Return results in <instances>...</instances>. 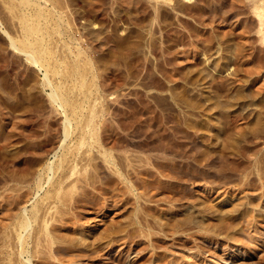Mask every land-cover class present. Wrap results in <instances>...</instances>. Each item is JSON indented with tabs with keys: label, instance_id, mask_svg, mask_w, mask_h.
<instances>
[{
	"label": "rangeland",
	"instance_id": "obj_1",
	"mask_svg": "<svg viewBox=\"0 0 264 264\" xmlns=\"http://www.w3.org/2000/svg\"><path fill=\"white\" fill-rule=\"evenodd\" d=\"M252 1L0 0V264H264V41ZM23 17L40 26L41 68L16 49ZM45 68L69 105L51 102ZM64 116L81 125L60 147ZM88 122L99 128L84 145L93 151L80 149L95 159L93 182L77 181L69 204L42 201L46 168ZM35 202L47 210L22 232L21 256L17 220ZM40 219L50 247L35 246Z\"/></svg>",
	"mask_w": 264,
	"mask_h": 264
},
{
	"label": "bare ground",
	"instance_id": "obj_2",
	"mask_svg": "<svg viewBox=\"0 0 264 264\" xmlns=\"http://www.w3.org/2000/svg\"><path fill=\"white\" fill-rule=\"evenodd\" d=\"M251 1V0H250ZM19 2L21 3L22 2V0H19ZM23 2H25L26 3V5H28L29 3H31L30 2V0H23ZM28 3V4H27ZM32 3H34V2H32ZM31 3V4H32ZM252 3H253V8H252V10H253V15H255L256 16V18L255 19H257L256 21L258 22L257 24L259 25V29H258V34H260V37H259V35H258V37H259V39H260V42H261V40L262 41H264V0H253L252 1ZM35 4V3H34ZM37 4V3H36ZM39 4V3H38ZM250 4V3H249ZM24 5V4H23ZM37 6V5H36ZM251 6V5H250ZM37 12V11H36ZM41 13H42V11H41ZM35 14V13H34ZM42 15V14H41ZM38 16H40V12H38L37 13V18H38ZM41 17V16H40ZM24 18V17H23ZM35 18V17H34ZM36 19V18H35ZM21 21H22V19H21ZM32 21V22H31ZM31 21H28L27 20V18L25 19H23V30H24V35H23V40H21V42H20V45H19V47L18 48H16V49H18V51L20 50V52H23L25 55L24 56H26L25 58H27L26 60L28 61H30L29 63H31V64H34V65H36V66H38V67H43V65H42V61L44 60V58H43V54L45 53V51H46V49L44 48V44H43V39L42 38H40V39H38L37 38V35H38V33L39 32H41V29H40V26H38L36 23H34V21L33 20H31ZM36 22V21H35ZM256 33H257V31H256ZM11 43V46L15 49V45H14V42L13 41H11L10 42ZM263 44V43H262ZM18 46V45H17ZM82 84H84V83H82ZM43 85L44 86H48L49 88L50 87H52L51 88V93L48 95L49 96V98H50V100H51V102H53V103H56V104H58V106H60V107H62L63 106V104H66L67 103V99H66V97H65V95L62 93V92H60V91H58L57 90V88L59 87H57V88H55V87H53L54 85L52 84V82L50 81V79L48 78V74H47V70H46V68H45V72H44V78H43ZM63 88V87H62ZM66 94V93H65ZM68 95V94H67ZM70 97V96H69ZM68 102L69 103H71L69 100H68ZM72 104H73V102H72ZM67 105H69L68 103H67ZM66 106V105H65ZM70 106H72V105H70ZM64 107V106H63ZM74 108H75V106H74ZM72 110H70V112H71ZM92 111V110H91ZM64 112V111H63ZM66 113V112H65ZM64 113V114H65ZM95 114H97V113H95ZM97 116V115H96ZM91 117V116H90ZM64 118H65V120H64V125H63V138H64V140L61 142L62 144H61V146L60 147H62V145L64 144L63 142L65 141V140H71L72 138H73V136H72V131H74V129H75V127H76V125L78 124V122H76L77 124H75V123H73V124H75V125H73L72 124V122H74L73 120L71 121V119L68 117V116H64ZM73 119V118H72ZM94 120H96V119H94ZM93 120V121H94ZM102 120V119H101ZM80 121V120H79ZM83 121V120H82ZM81 121V123H83ZM85 121V120H84ZM99 122H101V121H99ZM85 124V123H84ZM95 124V123H94ZM93 123H86L85 125H82L81 127H80V130L79 129H77L78 131H80L79 132V137L77 138L76 137V139L78 140L77 141V143L75 144V145H73V146H71L70 145V147L68 148L69 150H65V153H61L62 155H61V157H60V159H59V162H58V164H57V166H56V168H53V166H50V164H49V166L46 168V170H48L50 173H51V176L49 175L48 176V183H49V185H51V189H52V194H50V196H48V193H46V195L43 197V198H41V200L42 201H45V200H53L52 202H54V203H59V204H64L65 202H68V201H65V200H69V199H67L68 197L69 198H72V196H73V193H74V189L77 187V185L78 184H76L75 185V183L77 182V181H80L81 183H86V181L88 180V178H89V175L86 173V170H87V167H89L90 166V162H91V160H94L95 161V159L93 158V159H91L92 157H86L87 155H89V153H91L90 152V150H92L93 151V147L92 146H90V144L87 146L86 145V147H85V149H84V145H85V143H86V140H87V134H88V136H89V139L91 138V140H93V141H97L98 142V135H97V130L99 129V128H97L95 125H94ZM96 124H98V123H96ZM102 124H104L103 122H102ZM81 125V124H80ZM80 125H77V126H80ZM100 125H101V123H100ZM113 125V124H112ZM127 125V124H126ZM75 126V127H74ZM102 126V125H101ZM105 126V125H104ZM108 126V125H107ZM128 127V126H127ZM127 127H126V129H127ZM47 128H49V127H47ZM101 128V127H100ZM111 129H113L112 127H110ZM131 128V127H130ZM97 129V130H96ZM102 129V128H101ZM107 129V128H106ZM121 129H122V127H121ZM50 130V129H49ZM76 130V129H75ZM110 130V129H109ZM128 130V129H127ZM44 131V130H43ZM48 131V130H47ZM112 131V130H111ZM130 131V130H129ZM128 131V132H129ZM36 132V131H35ZM35 132H33L34 134L33 135H36L35 134ZM108 132V131H107ZM107 132H106V134H107ZM49 133V132H48ZM51 133V132H50ZM104 133H105V131H104ZM124 133V132H123ZM78 134V133H77ZM99 134H100V132H99ZM101 135V134H100ZM105 135V134H104ZM107 135H109V134H107ZM106 135V136H107ZM36 137H39V136H37L36 135ZM41 137V136H40ZM47 137V136H46ZM46 137H44V138H46ZM108 137V136H107ZM43 138V137H42ZM41 138V139H42ZM109 138V137H108ZM112 138V137H111ZM35 139V138H34ZM49 139V138H48ZM101 139H102V137H101ZM44 140V139H43ZM72 140H74V138L72 139ZM104 140V139H103ZM31 141V140H30ZM32 141H33V139H32ZM42 141V140H41ZM102 141V140H101ZM110 141H112V139L110 140ZM114 141V140H113ZM29 142V141H28ZM36 142V141H35ZM38 142V141H37ZM36 142V143H37ZM40 142V141H39ZM67 142V141H66ZM89 142V141H88ZM103 142V141H102ZM104 142H105V140H104ZM35 143V144H36ZM44 143V142H43ZM111 144H113L112 142H110ZM115 144H116V142H114ZM33 144V143H32ZM35 144H33V145H35ZM40 144V143H39ZM46 144V143H45ZM74 144V143H73ZM92 144V143H91ZM96 144V143H95ZM100 144V143H99ZM98 144V146H97V148H95L96 149V152L100 155V158H102V160H103V163L105 162V164L106 165H109V168H111V167H113L114 165H115V161H114V159H113V153H111L110 152V150L109 151H107V149L106 150H104L102 147L103 146H105V145H103V143H101L102 145H99ZM31 145V144H30ZM43 145V144H42ZM41 145V146H42ZM52 145V144H51ZM93 146H94V144H92ZM108 145V144H107ZM118 145V144H117ZM27 146H29V145H27ZM35 146H37V145H35ZM40 146V147H41ZM47 146V145H46ZM46 146H44L45 148H46ZM63 146H65V145H63ZM83 146V147H82ZM119 146V145H118ZM117 146V147H118ZM34 147V146H33ZM33 147H32V149H33ZM39 147V146H38ZM38 147H35V148H38ZM49 147V146H48ZM47 147V148H48ZM53 147V146H52ZM72 147V148H71ZM81 147H82V150L84 149L85 150V152L87 153V155L85 156V158H84V155L86 154L85 152V154L83 155L82 153H81ZM91 147V148H90ZM98 147H100V148H98ZM116 146H111L110 147V149L111 150H113V149H116L115 148ZM2 148V147H1ZM0 148V149H1ZM39 149V148H38ZM44 149V148H43ZM63 149V148H62ZM118 149V148H117ZM123 149V148H122ZM125 149H126V147H125ZM128 149H130V148H128ZM30 150V149H29ZM28 150V152H31V151H29ZM47 150V149H46ZM118 150H120V149H118ZM124 150V149H123ZM131 150V149H130ZM35 151V150H34ZM36 151H37V149H36ZM27 152V153H28ZM46 152H48V151H46ZM45 153V152H44ZM126 153V152H125ZM57 154V153H56ZM28 155H29V153H28ZM30 155H31V153H30ZM82 155V156H81ZM92 155V154H91ZM131 155H133V154H131ZM118 156V155H117ZM123 156V155H122ZM129 156V155H128ZM94 157V156H93ZM131 156H129V158H130ZM0 158H1V156H0ZM6 158V157H5ZM8 158V157H7ZM27 159H29L28 157H26ZM98 158V157H97ZM99 158V159H100ZM115 158V157H114ZM118 158H119V156H118ZM118 158H116V159H118ZM124 158V157H123ZM3 159V158H2ZM13 159V158H12ZM25 159V158H24ZM27 159H25V160H27ZM125 159V158H124ZM123 159V160H124ZM126 159H128V158H126ZM6 160V159H5ZM14 160V159H13ZM119 160V159H118ZM129 160V159H128ZM134 160V159H133ZM97 161V160H96ZM12 162V161H11ZM29 162V161H28ZM93 162V161H92ZM101 162V161H100ZM100 162H96L97 163V165L100 163ZM118 162V161H117ZM130 162H132L131 160H130ZM30 163V162H29ZM129 163V162H128ZM9 164V163H8ZM79 164V169L77 170V165ZM93 164H94V162H93ZM121 166H122V164L121 163H119ZM130 164L131 163H129V167H133V166H130ZM12 165H13V163H12ZM18 165H20V164H18ZM96 165V164H95ZM126 165V164H125ZM126 165V166H127ZM15 166V165H14ZM13 166V167H14ZM17 166V165H16ZM15 166V167H16ZM24 166H25V164H24ZM29 166V165H28ZM92 166H94V165H92ZM117 166V165H116ZM0 167H1V165H0ZM21 167V166H20ZM97 167V166H96ZM19 168V167H18ZM44 168V167H43ZM4 169V168H3ZM10 169V168H9ZM8 169V170H9ZM17 169V168H16ZM22 169V168H21ZM42 169V168H41ZM89 169V168H88ZM135 169V168H134ZM13 170H15V169H13ZM23 170V169H22ZM117 170V169H116ZM123 170L125 171V169L123 168ZM127 170H128V168H127ZM126 170V171H127ZM133 170V169H132ZM131 170V171H132ZM21 171V170H20ZM27 171H29V170H27ZM112 172H113V169L111 170ZM123 171V172H124ZM5 172V171H4ZM8 172V171H7ZM16 172V171H15ZM18 172V171H17ZM26 172V171H25ZM30 173H29V176H30V174H31V171H29ZM40 172V171H39ZM87 172H89V171H87ZM1 173V172H0ZM8 173H10V172H8ZM12 173V172H11ZM47 173V172H46ZM58 174V175H56L57 176V178L55 179V181L53 180L52 181V178H53V176H54V174ZM94 173V172H93ZM92 173V174H93ZM96 173H97V171H96ZM114 174L116 173L115 171L113 172ZM118 173V172H117ZM130 173V172H129ZM132 173V172H131ZM33 174V173H32ZM40 174V173H39ZM38 174V175H39ZM44 174V173H43ZM2 175V174H1ZM8 175H10V174H8ZM13 175H15V173L13 174ZM19 175V174H18ZM21 175V174H20ZM19 175V176H20ZM22 175H24V174H22ZM73 175H74V177L75 178H71L72 180H71V185L72 186H69L70 185V181H69V184H68V187H70L69 188V191H67L66 190V192H65V189H64V191L63 192H65V193H62L61 195L59 194V193H61V190H62V188H64L63 187V184L64 183H66V181L67 180H69L70 179V177H73ZM126 175V174H125ZM12 176V175H11ZM18 176V177H19ZM29 176H27V178H29ZM35 176V175H34ZM110 176V175H109ZM113 176V175H112ZM2 177V176H1ZM10 177V176H9ZM8 177V178H9ZM22 176H20L19 178H21ZM26 177V176H25ZM32 177V176H31ZM118 177V176H117ZM120 177L122 178V174L120 173ZM127 177V176H126ZM130 177V176H129ZM4 178V177H3ZM5 178H6V175H5ZM114 178V177H113ZM112 178V179H113ZM119 178V177H118ZM128 178V177H127ZM126 178V179H127ZM12 179V178H11ZM22 180H23V178H21ZM38 179V178H37ZM94 179V178H93ZM96 179H98V178H96ZM95 179V180H96ZM111 179V180H112ZM129 179V178H128ZM3 180V179H2ZM8 180V179H7ZM91 180V179H90ZM90 180H88V182H90ZM107 180H109V179H107ZM107 180H105V181H107ZM15 181V180H14ZM20 181V180H19ZM25 181V180H24ZM23 181V182H24ZM92 181V180H91ZM102 181V180H101ZM28 182H30V179H28ZM39 182V181H38ZM93 182V181H92ZM98 182V181H97ZM97 182H96V184H97ZM37 183V182H36ZM102 183H103V181H102ZM101 183V184H102ZM121 183V182H120ZM46 184V183H45ZM91 184V183H90ZM3 185V184H2ZM81 186L83 185V184H80ZM86 185V184H85ZM100 185V184H99ZM43 186V185H42ZM79 186V185H78ZM84 186V185H83ZM90 186V185H89ZM98 186V185H97ZM104 186V185H103ZM5 187V186H4ZM36 187V186H35ZM49 187V186H48ZM67 187V186H66ZM94 187V186H93ZM99 187V186H98ZM126 187H127V185H126ZM24 188V187H23ZM97 188V187H96ZM29 189V188H28ZM36 189V188H35ZM40 189H41V187H40ZM68 189V188H67ZM80 189V188H79ZM94 189V188H93ZM30 190V189H29ZM86 190V189H85ZM89 190V189H88ZM96 190V189H95ZM98 191L100 190V189H97ZM96 190V191H97ZM101 190H102V188H101ZM16 191V190H15ZM28 191V190H27ZM26 191V192H27ZM40 191V190H39ZM76 191H78V190H76ZM25 192V191H24ZM36 192V191H35ZM48 192H49V190H48ZM78 192H80V191H78ZM77 192V193H78ZM87 192V191H86ZM90 192V191H89ZM100 193H101V191H99ZM103 192V191H102ZM84 193V192H83ZM91 193V192H90ZM19 194V193H18ZM17 194V195H18ZM130 194V193H129ZM20 195V194H19ZM23 195V194H22ZM52 195V196H51ZM82 195V194H81ZM80 195V196H81ZM92 195V194H91ZM94 195H96V194H94ZM102 195V194H101ZM103 195H104V193H103ZM40 196V195H39ZM97 196H98V194H97ZM97 196H96V198H97ZM133 196V195H132ZM131 196V197H132ZM7 197V196H6ZM5 197V198H6ZM14 197V196H13ZM19 197V196H18ZM77 197V196H76ZM86 197V196H85ZM4 198V199H5ZM8 198H10V197H8ZM80 198H82V197H79V199ZM87 198V197H86ZM90 198V197H89ZM99 198V197H98ZM3 199V198H2ZM1 199V200H2ZM17 199V198H16ZM20 199V198H19ZM75 199V198H74ZM85 199V198H84ZM93 199V198H92ZM95 199V198H94ZM112 199V198H111ZM122 199V198H121ZM121 199H119V200H121ZM87 200H89V199H87ZM96 200V199H95ZM100 200H101V198H100ZM106 200V199H105ZM114 200V199H113ZM115 200H116V198H115ZM14 201V200H13ZM65 201V202H64ZM73 201V200H72ZM71 201V202H72ZM75 201H77V200H74L73 202H75ZM90 201V200H89ZM89 201H88V203L87 204H89ZM99 201V200H98ZM102 201V200H101ZM8 202H10V199H9V201ZM79 202V201H78ZM83 202H86V201H83ZM93 202H95L94 200L92 201V203ZM100 202V201H99ZM109 202V201H108ZM114 202V201H113ZM118 202V201H117ZM5 203H7V201L5 202ZM11 203V202H10ZM39 203L40 202H38V203H36L35 202V204L32 206V209L28 212V211H26V210H24V212L22 213V215L18 218V222L17 221H15V222H17V226H16V231L15 232H17V240H18V242H19V245H20V250H19V254L22 256V254H24V253H27L28 251H27V249L25 248V246H24V244H25V241H24V239L25 238H23L22 236H21V234H22V232H26L27 234L29 233V231H30V229H32L31 228V226H32V219H34V220H36L37 221V219H36V217H37V213H38V211H40V209L42 210L43 208H42V202H41V204L39 205ZM51 203V202H50ZM77 203V202H76ZM9 204V203H8ZM48 204V203H47ZM68 204H69V202H68ZM71 204V203H70ZM75 204V203H74ZM83 204V203H82ZM86 204V203H85ZM96 204V203H95ZM98 204V203H97ZM2 205V204H1ZM10 205V204H9ZM9 205H8V207H9ZM16 205V204H15ZM50 205V204H49ZM48 205V206H49ZM14 206V205H13ZM51 206H53V205H51ZM59 205L57 204V207H58ZM66 206V205H65ZM68 206V205H67ZM94 206V205H93ZM97 206V205H96ZM95 206V207H96ZM7 207V208H8ZM44 207V206H43ZM73 207V206H72ZM100 207V206H99ZM98 207V208H99ZM102 208H103V206H101ZM2 208H4V206L2 207ZM6 208V209H7ZM15 208V207H14ZM71 208V207H70ZM75 208H76V206H75ZM105 208H106V206H105ZM145 208V207H144ZM12 209V208H11ZM43 210H47L46 208L45 209H43ZM42 210V211H43ZM56 210V209H55ZM61 210V209H60ZM69 210V209H68ZM72 210H73V208H72ZM71 210V211H72ZM80 210V209H79ZM86 210V209H85ZM11 211V210H10ZM44 211V212H45ZM49 211V210H48ZM57 211H59L58 210V208H57ZM77 211V210H76ZM7 212H8V210H7ZM41 212V211H40ZM95 212V211H94ZM10 213V212H9ZM70 213V212H69ZM42 214H44V213H42ZM77 214V213H76ZM39 215V214H38ZM55 215V214H54ZM53 215V216H54ZM60 215H62V213L60 214ZM70 215V214H69ZM81 215V214H80ZM19 216V215H18ZM59 216V215H58ZM9 217V216H8ZM63 217V216H62ZM62 217H58V219L60 220L59 222H61V221H63V220H61V218ZM71 217V216H70ZM75 217V216H74ZM41 218V217H40ZM46 218V217H45ZM44 218V219H45ZM49 218V217H48ZM53 218H56V216L55 217H52V219ZM68 218V217H67ZM66 218V219H67ZM76 218H78L77 216H76ZM11 219V218H10ZM38 219H39V216H38ZM42 219V218H41ZM41 219L39 220V222H38V224H39V230H36V234H35V238H36V243H35V246H39L42 242H45L46 243V245H48L49 247L52 245V240H51V238H53L54 237V234H52L53 235V237H51V233L53 232H51V230H50V232L51 233H49L48 232V228H47V224H46V221H44V220H42L41 221ZM62 219H64V218H62ZM69 219V218H68ZM46 220V219H45ZM49 220V219H48ZM47 220V221H48ZM57 220V219H56ZM77 220V219H76ZM76 220H75V222H76ZM52 221V220H51ZM67 221V223H70V225H71V221L70 220H66ZM66 221H65V223H66ZM70 221V222H69ZM79 221V220H78ZM35 222V221H34ZM50 222V221H49ZM54 222H55V220H54ZM64 222V221H63ZM72 222H74V221H72ZM138 222V221H137ZM139 222H140V220H139ZM192 222V221H191ZM12 223V222H11ZM40 223H41V225H40ZM58 223V222H57ZM64 223V224H65ZM50 224H52L51 222H50ZM63 224V225H64ZM5 225V224H4ZM10 225H12V224H10ZM37 225V224H36ZM58 225V224H57ZM62 225V224H61ZM76 225V224H75ZM79 225V224H78ZM3 226V225H2ZM53 226H54V224L52 225V228H53ZM60 226V225H59ZM66 226V225H65ZM72 226V225H71ZM15 227V226H14ZM51 227V226H50ZM4 228V227H3ZM34 228H36V227H34ZM57 229V228H56ZM69 229V228H68ZM58 230V229H57ZM35 231V230H34ZM71 231V230H70ZM14 232V233H15ZM76 232V231H75ZM25 233V234H26ZM33 233V232H32ZM53 233H55V232H53ZM73 233V232H72ZM31 234V233H30ZM12 235V234H11ZM16 235V234H15ZM58 236V235H57ZM26 237V236H25ZM31 237V236H30ZM62 237V236H61ZM64 237V236H63ZM58 238V237H57ZM27 239V238H26ZM61 239V238H60ZM65 239V238H64ZM63 239V241H65ZM30 240H31V238H30ZM34 240V239H33ZM55 240V239H54ZM57 240V239H56ZM6 241V240H5ZM62 241V242H63ZM71 241V240H70ZM17 242V243H18ZM58 242V241H57ZM60 242V241H59ZM67 242V241H66ZM71 243V242H70ZM44 244V243H43ZM54 244H56V243H54ZM62 244V243H61ZM66 244V243H65ZM99 244V243H98ZM57 245V244H56ZM59 245V244H58ZM147 245V244H146ZM41 246V245H40ZM45 246V245H44ZM66 246V245H65ZM70 246V245H69ZM89 246V245H88ZM96 246V245H95ZM19 247V246H18ZM43 247V246H42ZM47 247V246H46ZM54 247V246H53ZM56 247H59V248H61V246H56ZM94 247V246H93ZM32 248V247H31ZM66 248V247H65ZM68 248V247H67ZM70 248V247H69ZM101 248V247H100ZM99 248V249H100ZM147 248V247H146ZM29 249H30V247H29ZM33 249V248H32ZM32 249H31V251H32ZM43 249V248H42ZM49 249V248H48ZM63 250H65L64 249V246H63V248H62ZM62 249H61V252H62ZM92 249V248H91ZM96 249V248H95ZM94 249V250H95ZM44 250V249H43ZM50 250V249H49ZM57 250L58 249H55V248H52V253L54 254L55 252H56V254H55V256L56 255H58L57 254ZM67 250V249H66ZM84 250H86V248L84 249ZM97 250V249H96ZM102 250V249H101ZM18 251V250H17ZM41 251V250H40ZM39 251V252H40ZM44 251H47V250H44ZM78 251V250H77ZM34 252V251H33ZM33 252H31V255H32V253ZM47 252H50V251H47ZM59 252H60V250H59ZM58 252V253H59ZM64 252V251H63ZM62 252V253H63ZM86 252H87V250H86ZM18 253V252H17ZM42 253H43V251H42ZM78 253V252H77ZM36 254V253H35ZM93 254V253H92ZM91 253H90V255H92ZM96 254V253H95ZM160 253L158 252V254H156L157 256L159 255ZM37 255V254H36ZM45 255H47V253L45 254ZM49 255V254H48ZM51 255V254H50ZM59 255H61L60 253H59ZM88 255V254H87ZM33 256H34V254H33ZM62 256V255H61ZM69 256V255H68ZM73 256V255H72ZM79 256V255H78ZM29 257V256H28ZM38 257V256H37ZM42 257V256H41ZM50 257V256H49ZM58 257V259H59V256H57ZM74 257V256H73ZM80 257H81V255H80ZM83 257H85L84 255H83ZM44 258V257H43ZM79 258V257H78ZM36 259V258H35ZM62 259H63V257H62ZM157 259V258H156ZM26 260H27V263L29 262V264H31L30 263V261H29V258H26ZM25 260V261H26ZM40 260H42L41 258H40ZM50 260H52L51 258H50ZM56 260H57V258H56ZM55 260V261H56ZM68 261L69 260H74V259H67ZM44 261H45V259H44ZM48 261V260H47ZM59 261V260H58ZM40 261H38L37 263H39ZM50 262V261H49ZM48 262V263H49ZM62 262V261H61ZM66 262V261H65ZM75 262V261H74ZM36 263V262H35ZM41 263V262H40ZM44 262H42L41 264H43ZM63 263V262H62ZM57 264V263H56Z\"/></svg>",
	"mask_w": 264,
	"mask_h": 264
}]
</instances>
